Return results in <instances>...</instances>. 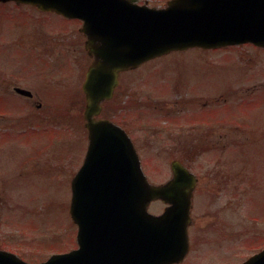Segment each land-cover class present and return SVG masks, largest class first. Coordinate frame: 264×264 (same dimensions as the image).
Segmentation results:
<instances>
[{"label":"rangeland","instance_id":"374dc122","mask_svg":"<svg viewBox=\"0 0 264 264\" xmlns=\"http://www.w3.org/2000/svg\"><path fill=\"white\" fill-rule=\"evenodd\" d=\"M80 24L0 4V249L28 262L78 247L69 207L88 146L82 85L90 65ZM117 95L103 116L130 132L151 182L169 181L176 159L200 178L186 264L248 258L245 202L251 209L264 198V49L173 53L124 74ZM227 201L231 238L219 242L208 214L224 217ZM163 210L161 201L150 206Z\"/></svg>","mask_w":264,"mask_h":264},{"label":"water","instance_id":"95a60500","mask_svg":"<svg viewBox=\"0 0 264 264\" xmlns=\"http://www.w3.org/2000/svg\"><path fill=\"white\" fill-rule=\"evenodd\" d=\"M16 1L83 20L86 48L94 57L83 86L89 149L72 182L70 213L79 226V248L42 264H173L189 251L188 227L197 178L172 162L173 179L153 185L146 178L127 133L97 120L113 97L120 72L174 51L252 43L264 47V0H172L163 9L136 0ZM16 92L31 96L29 91ZM163 200L161 216L148 209ZM119 218V221H117ZM118 260V261H117ZM250 260H264V251ZM250 261L247 264H250ZM0 264H28L0 251Z\"/></svg>","mask_w":264,"mask_h":264},{"label":"flooded vegetation","instance_id":"af4514ba","mask_svg":"<svg viewBox=\"0 0 264 264\" xmlns=\"http://www.w3.org/2000/svg\"><path fill=\"white\" fill-rule=\"evenodd\" d=\"M124 74H126V73H123L122 76ZM114 96H115L114 101L119 100V97H118L116 92H115ZM32 99L33 98H31L29 100H32ZM83 100L85 101V96H84ZM122 127H124V126H122ZM183 164L191 170V168L185 162H183ZM243 173H245V171ZM194 174L197 175V173H195V172H194ZM197 178H198V184H197V187H196V190L194 193V197H193L192 224H191V227L189 228L190 233L192 232L191 231L192 228L196 227L197 223L199 222L197 217H196V209L198 208L199 202H200L199 195H198V191H199L198 185L200 183V178L198 176H197ZM261 184L262 183H258L257 186H259ZM260 196H261V198H260L261 202H260L259 207L258 206L256 207L253 205L251 207V209H249L247 202H245V204H246V215L247 216L245 217L244 224L246 226L244 227L243 235L240 236V239L242 242H244L246 244V247H248L249 257L245 258L244 260H233V261L232 260H217V262L215 264H246L247 262L250 261V260H248L250 257H252L253 255L264 250V198H263L262 194ZM227 202H228V204L224 203V208H225L224 217L221 216V211L219 209L212 210L208 214V217H210V226L208 229H209V231H212L211 236L219 242H222V240H225L226 238L227 239L231 238V235L229 234V231L231 228V218H230L229 213L231 211L230 206H232V202H230V201H227ZM213 203H215V202H213ZM166 208H167V206L164 204L163 212L166 210ZM248 223H250L249 226H248ZM191 235H192V233H191ZM188 258H189V256L185 260H183L182 262H180L178 264H186L189 261V260H187ZM125 262H127V260H122L121 264H125ZM251 264H264V260H257L256 262H253Z\"/></svg>","mask_w":264,"mask_h":264}]
</instances>
